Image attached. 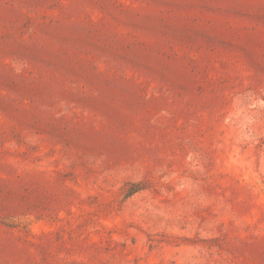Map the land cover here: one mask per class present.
Segmentation results:
<instances>
[{
	"label": "rangeland",
	"instance_id": "374dc122",
	"mask_svg": "<svg viewBox=\"0 0 264 264\" xmlns=\"http://www.w3.org/2000/svg\"><path fill=\"white\" fill-rule=\"evenodd\" d=\"M0 264H264V0H0Z\"/></svg>",
	"mask_w": 264,
	"mask_h": 264
}]
</instances>
